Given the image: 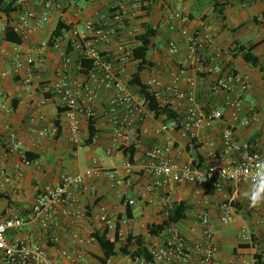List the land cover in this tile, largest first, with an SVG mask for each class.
Segmentation results:
<instances>
[{
	"label": "crops",
	"instance_id": "1",
	"mask_svg": "<svg viewBox=\"0 0 264 264\" xmlns=\"http://www.w3.org/2000/svg\"><path fill=\"white\" fill-rule=\"evenodd\" d=\"M119 1L122 0H29L21 7L22 12L34 11L39 18L47 17V22L40 25L30 40L20 46L19 52L15 50V44L5 40V35H0V69L9 73L8 77L0 78V194L3 196L0 197V217L14 214L29 215L44 187L57 186L61 183L63 173H83L96 162L104 169L119 170L123 182L116 185L109 178L102 177L91 183L93 190L80 196L74 210H86L87 217L77 219L71 215L63 218L55 230L59 243L51 244L47 249L49 257L57 264H70L64 255L75 252L84 253L86 264H102L99 259L103 257V253L94 235L106 232L98 219L103 207L122 223L121 227L127 236L130 234L145 236L149 249L165 244L169 238L168 228L161 236L148 235L150 225L161 224L166 220L165 199H169L174 206L179 203L187 206L186 218L174 226L190 243L205 242L199 217L207 213L215 229V240L219 247L216 257L218 263H252L257 251L264 253L262 223L264 206L256 208L249 206V202L243 196L247 183L240 185L226 183L222 190H215L169 181L162 187H154L149 191L148 187L154 186L155 179L149 177L143 169L147 153L156 147L164 146H171L170 158L181 164L191 162L196 166L206 167L212 161L211 152L218 155V162L231 163L236 157L235 153H225L222 146V135L228 126L234 127L238 142L256 145L264 158V78L259 70L248 65L241 57L233 59L232 68L250 77L251 89L243 99L242 111L239 114L240 122L232 123L230 112L227 110L223 121L199 132L193 143L183 138L180 131L161 132L163 126L170 127L173 122H167L164 117L157 118L155 114L149 113L138 130L130 135L128 142H120L117 155L110 157L107 150L114 137V127L108 112L111 93L101 90L95 101L98 113L95 129L98 132L99 143L96 146L87 144L80 147L70 142L67 120L63 114L64 108L60 105V97L53 89V85L63 74L81 82L83 73L78 71L76 54L70 53L73 60L69 66H65L61 55L50 45V40L59 23L72 27L96 22L102 16L110 14ZM197 1L188 0L192 11ZM219 3L223 7V16L211 6L192 19L191 32L199 35L203 23L212 27L217 34L216 45L223 49L226 55L234 48L235 42L257 45L255 53L264 66V0H219ZM167 13V0H156L151 6V17L147 20L158 29V34L149 56L154 65L144 71L143 81L146 83L151 77L157 76L166 85H170L173 71L187 69L192 76L204 79L199 92V105L207 109L213 103V98L210 103L208 101L213 79L204 72L197 74L196 67L188 61L187 43L180 33L163 27L162 21ZM141 18L140 16L134 20L131 27L141 26L147 21ZM15 20L16 15L13 16V21ZM0 22L2 25L8 22V18L1 12ZM143 32L141 26L137 35ZM67 39L68 33L64 40ZM124 41L127 42L130 51L137 46L136 38H125ZM171 41L179 42L181 45L177 56L169 54L168 43ZM44 43H47V46L42 47ZM118 43V41L100 43L99 49L112 54L117 50ZM30 56L37 61L32 71L28 73L23 69L15 75L16 60L26 61ZM135 73L136 62L132 61L127 65L123 77L125 82L129 84ZM26 78L31 79L30 84H26ZM182 86L186 87L185 81H182ZM244 121H249V124L242 125ZM53 125L59 128L60 134L52 133L50 129ZM45 129L47 133L42 135L41 132ZM82 130L84 137L88 139L89 124L84 119ZM12 135L24 143L23 151L27 158L33 163L37 161L39 165L24 164L19 153L10 146ZM210 143H214L213 148ZM133 144L137 146V154L132 162L134 172L131 176H125L122 168L128 158L122 149ZM97 150L106 152L113 166L107 161L100 160L95 154ZM131 200L135 201L134 205L128 204ZM225 201H232L235 209V216L228 224H224L220 218V207ZM26 232L32 234L35 239L46 240V231L36 226L12 231L9 238L13 240ZM253 236L256 239L255 243ZM107 237L113 239L114 235L108 232ZM108 264L153 263L133 261L130 257L118 255Z\"/></svg>",
	"mask_w": 264,
	"mask_h": 264
},
{
	"label": "built area",
	"instance_id": "2",
	"mask_svg": "<svg viewBox=\"0 0 264 264\" xmlns=\"http://www.w3.org/2000/svg\"><path fill=\"white\" fill-rule=\"evenodd\" d=\"M27 1L29 0H18L17 5L21 8ZM10 2L11 0H6L7 5ZM167 2L168 13L162 21L163 27L180 33L187 43L188 61L196 67L197 74L204 72L212 77L210 93L213 103L207 109L200 107L199 92L204 79L192 76L187 69L173 71V80L170 85H166L157 76L151 77L145 85L162 107L170 108L182 115L170 127L163 126L161 132L180 131L183 138L193 142L197 139L199 132L223 121L227 110L230 112L232 123L240 122L239 114L242 111L243 99L251 89V79L234 68L226 66L225 52L217 47V34L212 27L203 23L199 35L191 32L192 9L188 0H167ZM144 14L141 0L119 1L110 14L102 16L96 22L72 26L68 39L58 40L52 46L61 55L65 66H69L73 60L70 53L76 54L78 71L83 73L81 82L63 74L53 85V89L60 97V105L64 108L63 114L67 120L69 138L73 145L83 147L88 144L90 135L88 139L84 137L82 120H86L89 125L91 121L95 123L98 120L95 101L101 90L111 93L108 112L114 127V137L107 150L110 157L117 155L120 142L127 143L130 135L138 130L147 114L153 113L149 110L147 101L139 95L138 90H136L138 94L135 93L136 91L123 78L127 65L133 60L132 51L124 39L136 38L137 32L131 27V23ZM47 20V17L39 18L34 11L22 12L21 9L16 14V20L12 22V25L14 31L26 43ZM6 26L7 22L6 25L0 22V35H5ZM112 41L119 42L115 53L102 52L99 49L100 43ZM69 45L72 46L71 52L68 51ZM20 46L16 45L17 52L20 51ZM45 46L47 43L42 44V47ZM180 50L179 42L168 43L170 55L177 56ZM36 62V59L31 56L26 61L16 60L14 74L18 75L23 69H26L28 73L31 72ZM86 62H90L89 68L84 66ZM8 75L7 71L0 69V78L8 77ZM182 81L186 82V87L182 86ZM25 82L30 84L31 79L26 78ZM248 124L249 121L242 122V125ZM50 130L54 135L59 133V128L55 125ZM46 133L47 129L41 132L42 135ZM98 143L99 137L95 136L90 145L96 146ZM209 145L213 148L214 143ZM10 146L19 153L25 165H39L37 161L33 163L27 158L23 151L24 143L17 136L10 137ZM222 146L225 153L233 152L236 157L231 163L223 164L217 161L218 155L211 152L212 161L206 167H198L191 162L182 164L175 162L169 156L171 146L156 147L149 151L143 164L146 174L155 179L154 186L148 187L149 191H152L154 187L160 188L169 181L215 190H222L226 183L235 185L247 183L243 176L239 182L234 181L231 178L232 170L247 168L256 158L264 160L257 146L249 142H238L233 126H228L224 130ZM122 172L125 176H131L134 172V164L129 160L125 161ZM102 177L109 178L116 185L123 182L119 170L104 169L95 162L93 167L83 173H63L61 183L57 186L44 187L37 196L29 215L14 214L0 217V264H57L47 252L51 244L59 243V238L55 234L56 228L65 217L71 215L77 219L87 217L86 210H74V208L80 196L93 190L91 183ZM128 204L134 205L135 201L131 200ZM164 204L165 218H169L175 206L169 199H165ZM220 211V218L224 224L230 223L235 216L232 201H225ZM98 219L106 231L113 233L114 237L118 235L119 245L126 241L127 235L121 227L122 223L107 208H102ZM199 221L206 239L203 244L190 243L172 225L167 229L169 238L166 243L150 249L153 264H219L216 258L219 247L209 215L203 213ZM262 223L264 232V221ZM28 226H36L46 231V240L35 239L27 232L10 240L12 231L23 230ZM64 256L70 264H86L83 252L67 253ZM245 264H255V259L252 263L245 262Z\"/></svg>",
	"mask_w": 264,
	"mask_h": 264
},
{
	"label": "trees",
	"instance_id": "3",
	"mask_svg": "<svg viewBox=\"0 0 264 264\" xmlns=\"http://www.w3.org/2000/svg\"><path fill=\"white\" fill-rule=\"evenodd\" d=\"M18 0H11L10 4H6V0H0V12L5 14L8 18L5 40L13 43L15 45H22L24 42L23 38L19 36L13 28V16L21 11V8L17 5ZM156 0H141L142 10L145 13L141 16V19L147 20L151 17V6L154 5ZM213 7L219 15L223 16V7L219 3V0H198L195 6V9L191 13V19L196 18L198 15H201L205 9L208 7ZM142 28L144 32L136 36L137 46L132 50V57L134 62H136V73L132 76L129 84L132 88H137L138 93L143 97L147 103L148 108L151 112L155 114L157 118L164 117L167 122H175L182 115L176 113L170 108L162 107L161 104L157 101L152 93H150L148 87L145 85L142 75L144 71L152 67L154 63L150 60L149 56L154 47V40L157 37L158 29L154 28L148 20L142 23ZM71 27H68L64 23H59L57 29L55 30L51 40L50 45L53 46L58 40H63L65 35L69 33ZM257 45H245L239 42L234 43V48L230 50L229 53H225L226 61L225 64L228 68H232L233 59L241 57L248 65L259 70L263 74L264 78V66L261 62V59L255 53ZM68 51H72V46L69 45ZM231 57L232 59H228ZM86 68L90 67V62L84 64ZM212 95L208 96V101H212ZM58 125V123H57ZM59 126V125H58ZM60 134V133H59ZM98 132L95 129L94 121L90 122L89 125V135L90 139L88 144L92 142V139L97 136ZM59 136V135H58ZM194 143V142H193ZM124 155L128 158L129 161L133 162L134 157L137 154L136 144L131 145L126 148L123 147ZM200 167V165H198ZM0 197H3L0 194ZM130 210V209H129ZM187 206L184 203H179L175 205V209L172 215L161 224H153L148 227V235L150 236H161L167 228L172 225L180 223L186 218ZM24 216L23 214H20ZM120 228V225L118 226ZM108 231L103 234L96 233L94 236L101 247L103 257L99 260L102 264H108V262L121 255L123 257H130L133 261H144L146 263H153V257L150 252V249L146 245L145 236L143 235H128L126 241L119 246L118 235L113 239L107 237ZM253 242H256L255 237L253 236ZM255 264H264V253L257 251L254 255Z\"/></svg>",
	"mask_w": 264,
	"mask_h": 264
},
{
	"label": "clouds",
	"instance_id": "4",
	"mask_svg": "<svg viewBox=\"0 0 264 264\" xmlns=\"http://www.w3.org/2000/svg\"><path fill=\"white\" fill-rule=\"evenodd\" d=\"M241 176L248 184L243 196L249 202V206L252 208L264 206V160L256 158L249 167L232 170L231 178L234 181L239 182Z\"/></svg>",
	"mask_w": 264,
	"mask_h": 264
},
{
	"label": "rangeland",
	"instance_id": "5",
	"mask_svg": "<svg viewBox=\"0 0 264 264\" xmlns=\"http://www.w3.org/2000/svg\"><path fill=\"white\" fill-rule=\"evenodd\" d=\"M208 8H209V7H208ZM208 8H207V9H208ZM207 9H205V11H206ZM205 11H204V12H205ZM229 24L232 25V23H230V22H229ZM134 28L136 29V32H137V34H138L139 29H141V26H140V25H139L138 27H137V26H134ZM94 151H95V150H94ZM94 151H92V153H93ZM95 154L97 155V157H98L100 160L107 161V162H109L108 164H109L110 166H113V164L111 163V160H110L109 157L106 155V152H104V151H102V150H97Z\"/></svg>",
	"mask_w": 264,
	"mask_h": 264
}]
</instances>
